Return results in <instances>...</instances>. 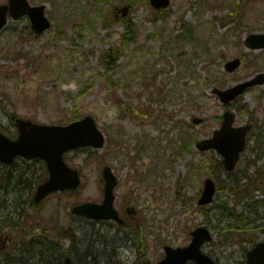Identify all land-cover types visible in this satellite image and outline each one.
<instances>
[{
    "label": "rangeland",
    "instance_id": "374dc122",
    "mask_svg": "<svg viewBox=\"0 0 264 264\" xmlns=\"http://www.w3.org/2000/svg\"><path fill=\"white\" fill-rule=\"evenodd\" d=\"M29 1L46 4L51 27L38 35L25 16L10 19L0 32V128L16 138L17 116L66 124L88 114L107 143L68 153L66 161L80 169L82 185L55 193L38 207L30 205L29 192L20 194L17 175L22 169L44 177L43 162L16 161L17 178L8 184L12 192L3 197L8 179L0 164V217L7 222L0 230V264H36L39 252H49L51 244L59 245L55 255L68 250L79 264H155L165 245H187L198 226L214 235L205 252L223 264H244L251 243L235 242L253 235L264 240V206L256 204V213L248 207L254 203H241L237 211L255 221H243L230 232L220 214L223 202L232 199L222 157L215 150L201 151L196 142L213 136L226 109L236 113L234 125L251 124L236 173L243 171L240 176L249 179L242 184L264 200V84L229 103L214 93L264 72V49L245 43L251 33L264 32V0H171L161 11L149 0ZM127 4L129 15L116 17L114 6ZM124 20L137 23L135 42H123ZM186 33L192 41H183ZM109 50L112 67L106 69L101 58ZM237 57L239 69L227 71V62ZM105 164L119 178L117 209L128 218V208L137 211L125 227L71 212L76 203L103 200ZM208 177L215 180L217 195L212 205L199 206Z\"/></svg>",
    "mask_w": 264,
    "mask_h": 264
},
{
    "label": "water",
    "instance_id": "95a60500",
    "mask_svg": "<svg viewBox=\"0 0 264 264\" xmlns=\"http://www.w3.org/2000/svg\"><path fill=\"white\" fill-rule=\"evenodd\" d=\"M157 8H166L170 0H151ZM46 5L32 6L29 0H9L8 4H0V31L8 22L9 14L14 19L28 15L32 21V27L37 33H42L51 26V22L45 14ZM130 6L119 10L123 16L129 13ZM247 44L252 48L264 47V34H252L247 39ZM241 61L235 59L226 65L228 71L238 68ZM264 82V75L239 84L227 91H218L223 101L236 98L244 90L255 84ZM235 114L227 112L225 121L220 130H217L212 139H206L198 144L202 150L216 148L225 157V165L228 170H233L244 150L247 131L250 126L234 128ZM16 126L20 132L15 140L9 138L0 131V161L10 164L17 156L26 159L41 158L46 161L49 170V178L39 184L34 194V202L40 203L47 195L63 189H76L80 186L82 178L79 169L70 167L64 155L77 148L92 146L101 148L105 144V135L98 128L93 116L86 115L83 119L73 121L66 125L42 124L30 119L16 118ZM105 185V199L102 204L87 202L73 207V213L83 215L91 219H116L120 223L123 220L114 207V189L118 184L116 176L110 166L103 170ZM216 186L212 179L206 181L200 204L213 202ZM193 241L188 247L172 248L167 246V257L157 264H184L192 259L197 264H215L210 257L200 250L202 244L211 240V234L205 227H199L192 232ZM65 264H74L70 257ZM248 264H264V242L248 253Z\"/></svg>",
    "mask_w": 264,
    "mask_h": 264
},
{
    "label": "trees",
    "instance_id": "16d2710c",
    "mask_svg": "<svg viewBox=\"0 0 264 264\" xmlns=\"http://www.w3.org/2000/svg\"><path fill=\"white\" fill-rule=\"evenodd\" d=\"M103 22L105 23V25L109 23V21L106 18L103 20ZM123 22H124V26H125V33L123 35V42L128 43V44L131 42H135L137 40V32L135 31L137 23L132 21V20H126V21L124 20ZM185 38H189V37L185 36ZM113 54H114V51L112 50V51L104 54L101 58V64L104 65L106 67V69H110V67H112V65L110 66L108 62H109V60L112 59ZM79 117H80L79 115H76L72 119H77ZM12 168H13V166H7V167H3V169L1 170L2 172L6 171L7 179H8L7 182L4 184L2 197L5 195H9L10 192H12V189L10 187H8V184H10V182H12L15 178H17L16 175L12 172ZM25 174H26V172L24 170L20 169L17 176H18V183H20V185H21V189H20V187H17V189L20 192L21 191L23 192V190L29 192V194L31 195L30 205L32 207H34L32 195H33L38 183H40L43 180V177L41 175H39V176H36L33 178V176H28ZM2 177H3V175H2ZM2 177L0 175L1 179H2ZM23 184H25L27 186V188H24ZM13 186H15V183L11 187H13ZM22 192L20 193L21 195H23ZM221 209H222L221 211L223 212V219H224L225 215L239 217L238 221H236V222H234V221L232 222L231 220H226L227 224H228L227 229L230 232H233L234 228L238 227L239 223H244L243 221H245V223L248 222V218L243 217L242 214H238L235 208H227L226 206H222ZM221 211H220V214H221ZM5 223H7V222L5 220H2V218L0 217V226L5 224ZM29 246H31V245H29ZM28 248L31 251V248L30 247H28ZM57 249H59L58 244H51V247L48 250L49 252H47L46 254L44 252H39L40 258L38 257L39 255L37 253V257L39 259H38V263H36V264H40V262H42L43 264H63V255L67 254V253L69 254V252L64 250V253L61 251L62 253L60 255L59 254L55 255V252ZM33 255L35 258L36 257L35 253ZM55 258H57L58 261L55 262Z\"/></svg>",
    "mask_w": 264,
    "mask_h": 264
},
{
    "label": "flooded vegetation",
    "instance_id": "af4514ba",
    "mask_svg": "<svg viewBox=\"0 0 264 264\" xmlns=\"http://www.w3.org/2000/svg\"><path fill=\"white\" fill-rule=\"evenodd\" d=\"M127 211H128L129 213H133V214H134L131 218H134V217H135L136 210L128 208ZM128 219H129V218H128ZM203 250H204V249H203ZM206 253H207V252H206ZM207 254H209V253H207ZM209 255H210V254H209ZM210 256H212V255H210ZM212 257H213V256H212ZM213 258H214V257H213ZM214 259L216 260V263H217V264H223L222 261H220L218 258H214ZM185 264H196V263H194V262H192V261H189V262H186Z\"/></svg>",
    "mask_w": 264,
    "mask_h": 264
},
{
    "label": "bare ground",
    "instance_id": "6f19581e",
    "mask_svg": "<svg viewBox=\"0 0 264 264\" xmlns=\"http://www.w3.org/2000/svg\"><path fill=\"white\" fill-rule=\"evenodd\" d=\"M239 47H241V46H239Z\"/></svg>",
    "mask_w": 264,
    "mask_h": 264
}]
</instances>
